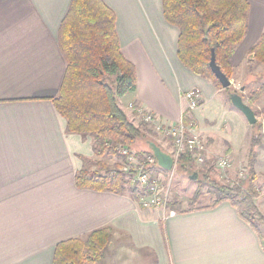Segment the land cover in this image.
Masks as SVG:
<instances>
[{
	"label": "crops",
	"instance_id": "1",
	"mask_svg": "<svg viewBox=\"0 0 264 264\" xmlns=\"http://www.w3.org/2000/svg\"><path fill=\"white\" fill-rule=\"evenodd\" d=\"M70 1L0 0V264H52L58 243L85 239L102 228H111L112 235L102 258L92 264H147V257L149 264H264L262 233L240 219L228 202L210 208L211 198L201 205L198 199L194 210L170 215L162 208H141L127 193L76 187L75 174L86 167L83 159L95 158L93 140L67 134L51 101L65 69L57 31ZM102 1L114 13L120 49L136 71L135 92L119 100L128 119L142 125L135 112L125 109L135 103L163 124H175L187 108L184 93L198 90L201 105L191 117L208 156L246 164L248 122L231 108L226 109L233 119L226 123L203 119L206 101L224 90L180 63L178 29L164 20L161 0ZM248 2V30L231 58L230 80L245 104L251 92L264 90L248 72L255 63L249 50L264 36V0ZM261 103L262 96L247 105L254 112ZM263 119L257 118L262 128L255 186L264 180ZM147 135L158 139L152 132ZM158 142L154 144L171 157L170 143ZM137 145L134 152L149 148L142 141ZM255 204L264 216V196Z\"/></svg>",
	"mask_w": 264,
	"mask_h": 264
},
{
	"label": "trees",
	"instance_id": "2",
	"mask_svg": "<svg viewBox=\"0 0 264 264\" xmlns=\"http://www.w3.org/2000/svg\"><path fill=\"white\" fill-rule=\"evenodd\" d=\"M161 6L166 23L178 29L176 55L180 63L223 89L209 67L211 50H214L216 65L231 80L234 74L231 58L248 30V0H161ZM57 44L65 69L58 94L51 101L65 121L67 134L92 138L95 160H83L97 166L96 170L83 167L78 171L74 177L76 187L116 195L127 193L137 202V193L128 188L126 176L119 170L123 163L119 151L122 147H137L140 141L148 147L147 133L151 135L153 130L142 121L141 126L134 125L120 107L119 100L136 90V71L120 49L114 13L102 0H71L57 31ZM249 55L264 67L263 35L249 50ZM230 88L224 91L243 97L240 90ZM263 94V88L251 92L247 104ZM254 114L259 117V112L254 111ZM255 126L258 130L262 128L259 122ZM259 144L258 134L251 140L246 180H235L230 186L213 180L209 176L212 168L203 172L216 193L209 207L228 202L240 219L255 231V221L264 223L255 204L259 194L254 185L257 179L254 148ZM135 153L152 154L149 148ZM103 157H116L118 162L110 170L103 160H98ZM179 164L189 167L194 163L190 154L185 153L176 162ZM192 199L193 205L188 203L185 210L179 201L169 204V210L175 213L192 211L199 199V191ZM111 235V228H102L85 239L60 242L54 248L52 264L95 263L102 258ZM259 239L261 241L260 235Z\"/></svg>",
	"mask_w": 264,
	"mask_h": 264
},
{
	"label": "built area",
	"instance_id": "3",
	"mask_svg": "<svg viewBox=\"0 0 264 264\" xmlns=\"http://www.w3.org/2000/svg\"><path fill=\"white\" fill-rule=\"evenodd\" d=\"M184 98L187 101V108L182 112L181 117L175 124H163L152 113L135 103H130L128 107L140 117L145 125L151 127L153 133L162 136L170 143L174 166L181 155L189 153L193 163L198 168L203 169L209 166L219 172L220 175L221 172H229L231 160L226 156H208L205 142L198 134L196 122L191 117V114L201 105L200 92L198 90L187 91L184 93ZM119 154L123 158V163L119 170L126 176L128 188L137 193L138 205L148 210L164 209L163 207L168 202V196L153 173V169L157 165L153 155H138L127 147L120 148ZM210 160H212L211 163L209 162ZM237 172H239V178L235 180L247 179L246 167L240 168ZM235 180H229L226 184L231 186ZM165 210L170 215L175 213L166 208Z\"/></svg>",
	"mask_w": 264,
	"mask_h": 264
},
{
	"label": "rangeland",
	"instance_id": "4",
	"mask_svg": "<svg viewBox=\"0 0 264 264\" xmlns=\"http://www.w3.org/2000/svg\"><path fill=\"white\" fill-rule=\"evenodd\" d=\"M249 70L251 71L250 73L252 74L251 76L253 78V82L257 84L256 87H260V85L264 84V67L263 66L257 63H254V65L249 67L248 72ZM250 73H248L247 75H250ZM236 90L239 91L238 89ZM258 90L260 91L261 88L260 89L258 88ZM262 97L264 98V94L262 95ZM129 104L130 103L126 104L125 106L126 110L127 109L131 110L128 107ZM259 107H260L259 110L258 111L256 110V111L259 112V117H263L264 116V103H261ZM226 108L234 109L235 111H237L243 116V114L240 111H238L236 108H234L231 105L230 95L226 91H224V93H222L221 95L213 98L212 100H207L204 108L201 110V113H202L203 119L216 122V124H221V123L223 124V123H226L228 120L233 119V116L228 112ZM262 121H264V119ZM249 128H250L249 136H247L243 144L248 149L252 147L251 142L250 144L248 142L249 138L250 137H252V139L256 138L259 132L258 127L255 126V124L254 125L249 124ZM154 135L156 134L154 133ZM156 137L158 139H155L153 137L149 138L150 142L154 143L156 140L159 141L158 144H163L165 142V139H162V138H160L161 140L159 139L160 137L159 135H156ZM263 146H264V140H263ZM138 147L139 145L134 148L138 149ZM255 151H259V148L255 147ZM92 160H95V158ZM98 160H103V162L109 166L110 170L118 162L116 157H112V158L103 157ZM209 162L211 163L212 160H210ZM94 164L95 163L93 162L86 163V167L89 169L97 168V166ZM235 166H239L237 168V170H239L242 167H246V164L238 163L235 165L231 161L230 171L229 172L226 171L224 173L221 172V175L219 172L213 169L209 170V168H211L209 166L202 169V168L196 167L195 164L190 165L189 167H182L180 164L179 165L175 164V166L171 170H162V169L160 170L158 169V167H155L153 170L155 171L154 173H156L155 176L160 181L162 187L165 189L166 195L168 196V202L166 206L163 208L164 209L166 208L167 210H169L170 208L169 204L174 202L173 195L176 201H178L179 199L180 200L182 199L183 205H186V203H189V205H193L194 200L192 198L195 196L197 191H199V199H200L198 203L196 202L197 205H201L205 202L208 203L207 200L209 198H211L210 202H213L214 200L213 195H215L216 193H214V191L212 190V187L209 181H207L204 178L203 176L204 170H209V173H210L209 176L216 182H219L221 184H226L228 183L229 180H235L239 178V175H238L239 172L237 171L233 172V170H235ZM195 170L200 172L199 175L196 172L194 173ZM193 173L196 174V177L194 179H191V177L193 176ZM263 182L264 180L261 183L258 182V185L255 186V189L257 193L259 194V196H264V183ZM258 206H259V202H258ZM187 208L188 206L186 205L184 207V210ZM262 224L263 223L255 221V225L258 227L259 231L262 233V236L264 239V224L263 225ZM146 261H147V264H149L148 257L146 258Z\"/></svg>",
	"mask_w": 264,
	"mask_h": 264
},
{
	"label": "water",
	"instance_id": "5",
	"mask_svg": "<svg viewBox=\"0 0 264 264\" xmlns=\"http://www.w3.org/2000/svg\"><path fill=\"white\" fill-rule=\"evenodd\" d=\"M209 67L215 78L220 83L221 87L223 89H227L231 86L230 80L226 78V76L220 71V68L215 63V57H214V50H211V58L209 62ZM230 102L231 105L236 108L238 111H240L243 116L245 117L246 121L250 125H254L257 123V118L255 117V114L253 110L243 102L242 97L237 93L230 94ZM149 150L151 151L153 157L156 159L157 165L161 167L164 170H171L174 166V162L172 158L164 153L162 150H160L159 147H157L154 143H149ZM196 177V174H193L191 179H194Z\"/></svg>",
	"mask_w": 264,
	"mask_h": 264
}]
</instances>
